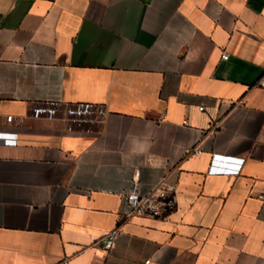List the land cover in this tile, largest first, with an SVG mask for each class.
<instances>
[{
  "label": "crops",
  "instance_id": "obj_1",
  "mask_svg": "<svg viewBox=\"0 0 264 264\" xmlns=\"http://www.w3.org/2000/svg\"><path fill=\"white\" fill-rule=\"evenodd\" d=\"M262 75L264 0H0V264H264Z\"/></svg>",
  "mask_w": 264,
  "mask_h": 264
},
{
  "label": "built area",
  "instance_id": "obj_2",
  "mask_svg": "<svg viewBox=\"0 0 264 264\" xmlns=\"http://www.w3.org/2000/svg\"><path fill=\"white\" fill-rule=\"evenodd\" d=\"M221 58L227 59V55L222 54ZM258 84L264 86V75L260 77V79L258 80ZM11 118L12 117L8 115L6 117V120L11 121ZM199 152V149L194 150V154H198ZM216 157L217 156H215V158L211 161L208 171L209 173L220 174L226 169L229 159L225 158V160L220 162ZM170 191L171 189L166 187L163 183L158 184L156 187H154L144 195H140L134 188L130 189L124 195L129 207L128 213H126L125 216H147L152 218L166 217L174 208V199L171 198ZM261 198H264V195H262ZM116 236L117 229H113L103 236L102 248L105 251H109L114 247ZM56 264H69V262L68 259L64 258L58 261ZM144 264H149V260H145Z\"/></svg>",
  "mask_w": 264,
  "mask_h": 264
}]
</instances>
